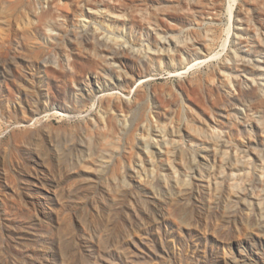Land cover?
Masks as SVG:
<instances>
[{"label": "rangeland", "instance_id": "1", "mask_svg": "<svg viewBox=\"0 0 264 264\" xmlns=\"http://www.w3.org/2000/svg\"><path fill=\"white\" fill-rule=\"evenodd\" d=\"M0 264H264V0H0Z\"/></svg>", "mask_w": 264, "mask_h": 264}]
</instances>
